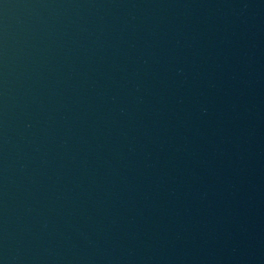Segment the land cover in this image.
<instances>
[{
  "label": "water",
  "instance_id": "obj_1",
  "mask_svg": "<svg viewBox=\"0 0 264 264\" xmlns=\"http://www.w3.org/2000/svg\"><path fill=\"white\" fill-rule=\"evenodd\" d=\"M0 264H264V0H0Z\"/></svg>",
  "mask_w": 264,
  "mask_h": 264
}]
</instances>
